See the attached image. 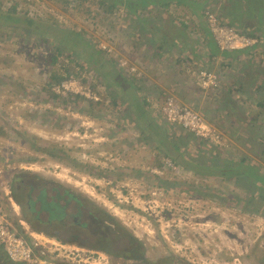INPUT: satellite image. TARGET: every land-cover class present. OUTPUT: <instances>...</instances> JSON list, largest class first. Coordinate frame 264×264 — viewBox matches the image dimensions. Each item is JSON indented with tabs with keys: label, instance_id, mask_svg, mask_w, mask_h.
Listing matches in <instances>:
<instances>
[{
	"label": "rangeland",
	"instance_id": "1",
	"mask_svg": "<svg viewBox=\"0 0 264 264\" xmlns=\"http://www.w3.org/2000/svg\"><path fill=\"white\" fill-rule=\"evenodd\" d=\"M97 1L0 0V9L16 8L9 18L0 17L1 212L8 215L18 231L54 239L53 229L45 228L42 232L30 226L21 204L14 199L13 188L21 202L30 198H25L17 184L14 187V176L30 182L38 177L59 184L80 199L85 198L90 210L105 213L100 225L81 216L80 221L88 223L89 231L78 230L76 244H66L81 250L77 254L85 263L65 259L55 263L130 264L94 248H108L111 244L108 241H114L111 235L118 234L122 236L119 244L128 242L129 237L140 242L149 264H260L264 249V205L248 201L252 193L241 183L196 176L176 165L174 169L156 167L162 161L161 149L156 150L151 136L134 127L133 114L121 107L124 103L112 104L114 100L109 98L102 81V73L110 69L125 77L144 75L143 83H133L142 87L138 96L160 105L163 97L171 96L197 111L215 134L214 142L191 137L179 126L166 122L158 107L155 111L151 109V114L166 123L165 138L177 145L186 158L209 165L214 152L222 148L221 152L230 156L238 158L245 154L262 163L264 144L258 138L264 140V130L249 134L240 123L238 131V123L227 116L228 109L222 108L217 99L223 82L227 84L231 79L226 77L227 70L218 67L219 60L208 62L207 40L203 42V32L198 30L200 21L194 16L198 13L192 15L174 3L166 10L161 9L166 13L160 19H166L169 24L172 23L169 15L174 22L184 20L186 28L174 29L183 32L182 36L177 33L176 40L187 38L185 41L193 46V50L181 51L178 43L173 49L164 50L150 32H141L139 23H131L119 6L107 12L112 0H105L103 5ZM225 2L209 0L198 9L212 12L223 22L220 12ZM25 12L37 21L35 28L40 33L26 35ZM248 19L247 24L260 26L256 20ZM47 26L86 33L93 44L108 50L107 59L114 60L117 66L109 61L102 73L96 72L89 69L83 58L68 57L64 46L58 56L54 50L57 44L45 34ZM171 30L172 27L155 35L169 46L173 38ZM76 38L75 42L82 45L84 38ZM261 51L258 47L255 57L264 64ZM52 70L59 75H64L66 70L71 72L67 80L75 81L81 93H56ZM200 70L215 76L218 81L215 89L203 90L198 86ZM251 111L255 114L256 110L246 105L242 115ZM261 119L264 114L259 116ZM31 195L35 199L36 192L31 191ZM34 208L38 210L37 203ZM40 217L45 219L44 212ZM104 227L112 230L108 232ZM54 228L60 234L59 239L55 238L57 242L64 244L73 235L72 229L66 232Z\"/></svg>",
	"mask_w": 264,
	"mask_h": 264
},
{
	"label": "trees",
	"instance_id": "2",
	"mask_svg": "<svg viewBox=\"0 0 264 264\" xmlns=\"http://www.w3.org/2000/svg\"><path fill=\"white\" fill-rule=\"evenodd\" d=\"M104 1L105 0H98L97 4L103 5ZM208 1L209 0H201L200 2H195L193 0H112V4L106 11H112L116 6H119L124 11L126 18L130 17L131 23H139V25L142 26L141 32L151 33L149 35L152 36L153 40L159 43L158 46L160 49L164 48V50H170L173 49L174 45L180 44L181 51L193 50L191 43L189 45V43H187L188 40L187 42L185 41L187 38H185L184 41L181 39L176 40L177 33L182 36L183 32L182 30L178 31V29L174 31V29L180 27L186 28V24H184V20L176 19L174 22L170 15L169 19L172 22L170 24L166 19H160L162 15L166 13L161 9L166 10L170 4L174 3L175 6H183L185 10L187 12L190 11L192 15L197 12L198 14L194 15L195 18L200 21L198 24L199 28H197L203 32V42L207 40L205 45L209 48V54L206 56L208 62L212 63L215 59L219 60L218 67L222 71L227 70L226 77L231 79L227 84L223 82L222 93L217 99H219L222 108L228 109L227 116L233 118L235 122L238 123V131L241 129L239 126L240 123H243L249 134H255L258 129L264 130V128H262L264 127V119L259 120V116L264 114V64H262L263 62L261 59L255 57V50L258 47L262 49L260 54L264 55V0H226L221 8L220 16H223L224 20L220 22L221 24L229 26L249 38L256 40L252 46L240 50H219L217 48L205 20L206 13H213L198 9L201 4L204 6ZM15 9V6H10L5 10L0 9V17L9 18L16 13ZM151 10H153V12H151ZM145 13H148V15H144ZM23 18V23L25 24L23 30L26 32V35L39 32V28H35L37 24L36 20L26 15V13L23 15ZM248 18L256 20V22L260 23V26L247 24L246 21L249 20ZM177 23L179 26H177ZM170 27H172L170 33L173 35V38L171 39V44L166 46L161 42V39L158 40L155 33H162ZM43 29L44 27L42 26L41 32L44 34ZM45 34H49L47 37L52 38L57 44L54 50L58 56L62 53V49L66 47V55L68 57L69 55H74L78 60L83 58L81 60H84L87 66L90 67L89 69H94L96 72L102 73L105 63H109V61L112 62L114 67L115 65L117 66L114 60L107 59L109 54L108 50L100 48L97 44H93L91 38L88 37L86 33L84 34L81 31H76L73 28H50L47 26ZM77 36L84 38L81 40L83 43L82 45L75 42ZM171 46L172 48H170ZM57 55L53 56L52 64L56 62ZM70 61L72 62L73 60ZM51 73L54 85L67 80L71 75V72H68V70H66L64 75H59L57 71L53 70ZM75 74L73 73L72 75L79 77L78 73ZM102 74V81H105L103 85L107 86L106 90H108L107 93L109 92V98L114 100L112 104L114 106H121V103H124L121 107L130 110V113L133 114L134 127L139 130L140 133H147L151 136V140L155 142L154 148L156 150L161 149L162 161L161 164L156 165V167L160 168L166 166L165 162L170 161L173 165L187 169L196 176L218 177L226 181H235L237 184L241 183L245 189L252 193L247 199L248 201H257L264 205V158H262V163L259 159L253 160L248 158L245 154L239 155L237 158L221 152L222 148H218L220 151L216 150L214 152V157L209 161V165L195 158H186L177 145L172 144L170 140L168 141L165 138L164 132H166V123L164 121H159L157 116L151 114L152 110L157 107L160 108L161 105L155 104L154 101L152 103L149 102L143 95H141L142 97L138 96V92L142 87H136L133 83H143L144 81H142V78L144 75L132 74V77H125L124 74L119 73L116 69L115 71L112 69L105 70ZM162 94L163 92H160V95L163 97ZM166 97L168 96L163 97L161 100L163 101ZM161 100L159 101V99H157L158 103H161ZM246 105L249 106V109L252 110L253 108V110H256V115L251 111L252 113L243 116L242 112L245 111ZM232 108L235 109V113L238 111L239 114H233L234 111L233 113L232 111L230 112ZM121 117H123L122 119L125 118L123 115H121ZM166 122L168 121L166 120ZM188 134L197 139L192 133ZM200 140L208 142V140L205 139ZM258 141L262 145L264 144L263 139L258 138ZM262 155H264V151ZM31 180L30 182L20 176H14L12 179L14 187L17 184L22 192L25 193V198L30 197L27 202H25L26 199L23 202L19 200L14 188L12 191L14 199L18 200L21 204L22 214L27 221L35 227V230L45 232L47 228H51L53 229V233H51L52 237L59 239V231L56 230L54 226H57L59 229H64L66 232L72 229L73 235L64 241L75 245L79 237V234H76V232H78V230L86 231L87 228L89 231L88 223H82L80 221L81 216L84 215L88 217L91 222L100 225V219L105 216V213L98 209L95 211L91 209V211L90 203L85 198L82 197L80 199L77 195H74L68 189L61 187L53 181L38 177L31 178ZM31 191L36 192L35 199L33 195H31ZM255 192L256 195H253ZM36 203L38 210L34 208ZM42 212L46 215L45 219L40 217ZM94 212H96V215ZM75 218H78L79 221L73 220ZM104 228L108 232L112 230L108 227ZM103 234L104 233H102V235ZM107 234L111 235L109 233ZM111 237L114 241L108 238L113 241V243L108 241V243H111L108 248H94L105 252V254L107 253L109 256L132 262L130 264H149L148 259L145 258L144 254L141 252V243L137 242L135 238L129 237L130 240L128 242L119 244L121 243L120 240L122 236L119 237L118 234H112ZM82 244L85 245V243ZM0 264L25 263L11 262L6 256L2 246H0ZM260 264H264V249Z\"/></svg>",
	"mask_w": 264,
	"mask_h": 264
},
{
	"label": "built area",
	"instance_id": "3",
	"mask_svg": "<svg viewBox=\"0 0 264 264\" xmlns=\"http://www.w3.org/2000/svg\"><path fill=\"white\" fill-rule=\"evenodd\" d=\"M26 15L31 17L27 12ZM206 23L213 41L219 50H240L252 46L255 39L236 31L235 29L221 24L213 14L206 13ZM198 86L205 90L215 89L217 81L214 75L208 71L200 70L197 74ZM76 82L64 80L53 89L56 93L66 95L68 93H81ZM88 96V94H85ZM160 112L171 124H175L188 133H192L199 139L216 140L215 134L200 114L194 109L178 102L175 98L166 97L161 106ZM166 167L174 169L170 161H166ZM24 230V228H22ZM0 246L11 262L26 264H58V259L66 261L74 260L77 263L83 260L77 253L82 251L75 246H68L65 243L57 242L55 239L45 238L42 235H32L24 230L18 231L10 222L8 215L0 209ZM77 259V260H76ZM88 259V258H87ZM86 259V260H87Z\"/></svg>",
	"mask_w": 264,
	"mask_h": 264
},
{
	"label": "crops",
	"instance_id": "4",
	"mask_svg": "<svg viewBox=\"0 0 264 264\" xmlns=\"http://www.w3.org/2000/svg\"><path fill=\"white\" fill-rule=\"evenodd\" d=\"M151 12H153V10H151ZM144 15H148V13H145Z\"/></svg>",
	"mask_w": 264,
	"mask_h": 264
},
{
	"label": "clouds",
	"instance_id": "5",
	"mask_svg": "<svg viewBox=\"0 0 264 264\" xmlns=\"http://www.w3.org/2000/svg\"><path fill=\"white\" fill-rule=\"evenodd\" d=\"M55 239V238H54ZM65 244H68V243H66V242H64ZM26 264V263H25Z\"/></svg>",
	"mask_w": 264,
	"mask_h": 264
},
{
	"label": "flooded vegetation",
	"instance_id": "6",
	"mask_svg": "<svg viewBox=\"0 0 264 264\" xmlns=\"http://www.w3.org/2000/svg\"><path fill=\"white\" fill-rule=\"evenodd\" d=\"M30 224V223H29ZM30 226H31V224H30Z\"/></svg>",
	"mask_w": 264,
	"mask_h": 264
}]
</instances>
